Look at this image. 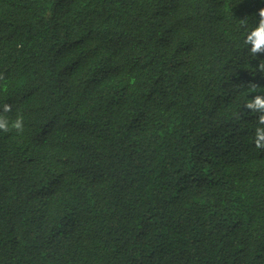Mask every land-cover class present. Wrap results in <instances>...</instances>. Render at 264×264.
Returning a JSON list of instances; mask_svg holds the SVG:
<instances>
[{
	"label": "trees",
	"instance_id": "obj_1",
	"mask_svg": "<svg viewBox=\"0 0 264 264\" xmlns=\"http://www.w3.org/2000/svg\"><path fill=\"white\" fill-rule=\"evenodd\" d=\"M261 8L0 0V264H264Z\"/></svg>",
	"mask_w": 264,
	"mask_h": 264
},
{
	"label": "clouds",
	"instance_id": "obj_2",
	"mask_svg": "<svg viewBox=\"0 0 264 264\" xmlns=\"http://www.w3.org/2000/svg\"><path fill=\"white\" fill-rule=\"evenodd\" d=\"M258 22L256 26L246 35L243 43L248 47L249 54L252 57L264 55V8L258 12ZM257 72L264 74V60H260L256 67ZM0 79L3 76L0 75ZM255 91L259 88L256 84H251ZM244 109L250 113L256 114V127L254 129V145L257 149H264V93L253 95L244 105ZM11 105L5 104L0 112V132H9L15 130L18 134L24 131V120L22 116H17L14 121H10L3 113L11 112Z\"/></svg>",
	"mask_w": 264,
	"mask_h": 264
}]
</instances>
